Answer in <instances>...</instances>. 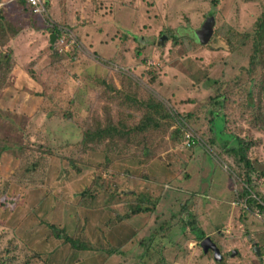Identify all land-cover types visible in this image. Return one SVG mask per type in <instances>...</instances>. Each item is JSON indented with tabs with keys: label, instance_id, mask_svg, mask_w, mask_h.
I'll return each mask as SVG.
<instances>
[{
	"label": "rangeland",
	"instance_id": "obj_1",
	"mask_svg": "<svg viewBox=\"0 0 264 264\" xmlns=\"http://www.w3.org/2000/svg\"><path fill=\"white\" fill-rule=\"evenodd\" d=\"M1 8L18 34L0 49L15 65L0 93V264H263L251 249L257 235H249L254 228L264 233V213L256 217L239 205L243 170L225 152L224 138L218 146L209 142L215 134L210 113L218 112L229 140L255 143L248 153L258 170L252 190L264 199V129L249 123L264 70L248 77L242 68L250 47L233 45L235 35L253 32L262 0H48L49 19L79 43L75 59L61 62L51 57L40 17L13 12L11 3ZM163 34L167 39L160 44ZM110 86L116 94L108 92ZM43 87L52 101L35 94ZM134 92L136 102L154 95L171 112L189 114L194 124L174 121L164 132L149 130L152 159L109 155L102 173L112 193H98L90 186L104 155L80 153L82 121L106 115L109 105L116 119L113 106L123 107V95ZM217 95H223L222 107L214 103ZM131 102L137 122L143 112ZM216 126L218 133L222 121ZM186 130L194 137L189 148ZM38 146L53 151L43 184L14 183L19 147L39 154ZM89 187L93 198L82 197ZM142 195L157 199L152 212L124 218ZM189 215L222 261L202 254L185 226ZM49 226L84 248L55 238ZM140 242L150 246L151 256L138 261L145 251ZM233 250L237 254L230 256Z\"/></svg>",
	"mask_w": 264,
	"mask_h": 264
},
{
	"label": "trees",
	"instance_id": "obj_2",
	"mask_svg": "<svg viewBox=\"0 0 264 264\" xmlns=\"http://www.w3.org/2000/svg\"><path fill=\"white\" fill-rule=\"evenodd\" d=\"M13 6V12H18L20 15L27 16L28 12L32 15L33 11L30 7H28L24 0H15L11 3ZM39 17V16H38ZM41 24L40 29H44L49 34L56 35L55 42L53 45H50L51 57L54 62H61L65 57H69L71 60L75 59V55L79 50V43L76 40V43L71 50L66 53H60L58 45L59 37L64 33L60 24L53 23L49 17L38 19ZM29 25L28 23H25ZM32 27V26H31ZM16 28L13 26L12 19L10 18L8 12L5 11L4 8H0V49L7 46L9 41L17 36ZM213 36V32H212ZM241 37V36H240ZM179 38V37H178ZM177 37L172 38L174 42H176ZM169 39V37H168ZM236 42V43H234ZM233 45L242 46L249 45V55H248V66L242 68L244 73L247 76H257L259 70H264V0H262V13L260 17L254 24V30L252 33L244 34L241 39H239L236 35L234 37ZM228 43H231L228 40ZM50 44V42H49ZM14 61L10 54H6L0 50V93L7 87L10 74L14 68ZM49 90V89H48ZM46 87L42 88V91L37 92L38 97H42L44 101H52V94H48ZM51 91V90H50ZM109 93L116 94V91L111 86L108 88ZM256 100L251 102L250 104L255 105L253 108V114L251 116V121L249 122L252 127H256L257 129H264V81H260V84L257 89ZM128 93L123 95V103L121 100V106H113L115 110H117V118L114 119L113 115H111L110 105L108 106V111H106V115L99 116H86L85 120L82 121L81 125V136H80V153L86 154L95 152H100L104 155L105 165L104 166H96L97 173L94 175L92 186H95L98 193L102 194H110L112 191L110 190L109 184L106 181V178L103 177V171H105L109 164L110 160L108 158L109 155L114 156H129L137 155L144 159H152L154 157V153L148 150V142L145 139L146 134L149 130L153 131H165L166 128H170V124L174 121H177L179 126H182L184 123L190 122V115L186 116L177 115L166 108L163 102L158 100L154 95L149 94L146 100L141 102H136L135 92L134 94ZM108 97H111L108 95ZM215 99V100H214ZM209 98V102L211 104L218 105L219 107L223 106V95H217L216 98ZM214 100V103H213ZM128 101H132L130 103L131 106L137 104L136 107L141 109L143 114L138 119L137 122H134V116L130 113L129 107L127 104ZM112 109V108H111ZM1 111V110H0ZM211 119L209 120L210 125L213 128L211 131L214 134V137L209 139L211 146H218L219 140L224 138L223 147L225 148V152L230 154L234 159L236 165L243 170V173L240 174L239 184L240 191L237 192V199L239 202H244L245 207L244 211L247 213H255L260 212L264 213V199H257L252 190V180L251 176L258 172L254 163L248 156L250 149L255 145L251 140L242 139L240 137H231V140L223 134L224 127V116L219 115L218 112H211ZM222 121V126L219 128V132L216 126V121ZM131 121V123H129ZM167 122L169 124H167ZM194 124L193 122L191 123ZM172 135L176 138V135L179 136L178 129L175 130ZM228 139V140H227ZM19 167L10 177L12 181L20 186L25 187H36L42 185L45 178L46 169L48 166V161L53 155V151L49 148L37 147L36 151L39 154H35L32 147H19ZM133 157V156H132ZM74 166V164L72 163ZM90 187L83 193L82 197L88 196L93 198L90 194ZM114 193V192H113ZM116 194V192L114 193ZM122 194H127L125 191L120 192L118 194L119 197ZM117 195V194H116ZM133 195V194H132ZM157 203V199L151 200L147 196H140L137 198V204L134 207L130 208L128 214L124 215V218H129L131 215L143 213V212H152L153 207ZM142 207V205H144ZM148 205V206H147ZM121 219V218H120ZM188 221L185 222V226L189 227L190 232L196 236V240L201 241L205 238L203 231L195 224V216L189 215L187 216ZM55 238L63 239L65 242L70 243L73 247H78L83 249L84 246L82 244L77 245L76 242L72 241L69 237H67L62 230H59L53 226H49ZM156 231L153 235L157 234ZM150 243V241H149ZM145 242H140V246L144 248V252L141 256H139V260L149 258L150 254V246H145ZM261 256V254H260ZM3 262L5 258L2 257ZM260 259V258H259ZM156 264H164L159 261Z\"/></svg>",
	"mask_w": 264,
	"mask_h": 264
},
{
	"label": "built area",
	"instance_id": "obj_3",
	"mask_svg": "<svg viewBox=\"0 0 264 264\" xmlns=\"http://www.w3.org/2000/svg\"><path fill=\"white\" fill-rule=\"evenodd\" d=\"M15 0H4V2H0V8L3 7L6 4H10L14 2ZM26 5L30 7L33 11V14L36 16H39L40 18H47L49 17L48 14V0H24ZM64 30V33L59 37L58 45L60 46L59 52L60 53H66L69 52V48L73 47L76 43V37L71 32V30L67 28H62ZM57 39V38H56ZM194 144V137L192 133L188 130L184 131V145L189 148ZM238 204V203H236ZM239 205L242 208L245 207L244 202H239ZM260 212H255V216L259 217ZM261 259L264 264V247L261 250Z\"/></svg>",
	"mask_w": 264,
	"mask_h": 264
},
{
	"label": "water",
	"instance_id": "obj_4",
	"mask_svg": "<svg viewBox=\"0 0 264 264\" xmlns=\"http://www.w3.org/2000/svg\"><path fill=\"white\" fill-rule=\"evenodd\" d=\"M56 39V35L54 34H50L49 36V42L50 45H53ZM167 39V36L165 34H163L161 36V38L159 39V43L162 44L164 40ZM199 246L202 250V254L203 255H207V254H212L213 259L215 261H222L223 260V256L220 253L219 248L216 246V244L209 238V237H205L204 239H202L199 243ZM254 250L257 254V256H259V249L257 246L254 247ZM236 255V251L233 250L230 252V256H235Z\"/></svg>",
	"mask_w": 264,
	"mask_h": 264
},
{
	"label": "crops",
	"instance_id": "obj_5",
	"mask_svg": "<svg viewBox=\"0 0 264 264\" xmlns=\"http://www.w3.org/2000/svg\"><path fill=\"white\" fill-rule=\"evenodd\" d=\"M31 86V85H30ZM7 88V87H6ZM34 88H32V90H33ZM32 90H29V91H32ZM4 91V90H3ZM26 91V90H25ZM16 93H18V92H16ZM21 93V92H20ZM33 93V92H32ZM37 93V91H35V94ZM38 97V96H37ZM39 99H40V101L41 102H43V99H42V97H38ZM234 206V205H233ZM252 231V234L251 235H249V236H251V237H255L256 235V237L254 238L255 239V241H253V243H256V244H254L253 246H251V249L252 248H254L255 246H257L258 247V249H259V252H260V254H261V250H262V248L264 247V233H262L261 232V228H254L253 230H251ZM249 236H245L246 238H247V242L248 241H250V240H252V238H250ZM252 243V242H251ZM252 243V244H253ZM255 253V252H254ZM236 254H237V252H236ZM255 255H256V253H255ZM258 259L257 260H259L260 261V259H259V257L260 256H256ZM263 263V262H262Z\"/></svg>",
	"mask_w": 264,
	"mask_h": 264
},
{
	"label": "flooded vegetation",
	"instance_id": "obj_6",
	"mask_svg": "<svg viewBox=\"0 0 264 264\" xmlns=\"http://www.w3.org/2000/svg\"><path fill=\"white\" fill-rule=\"evenodd\" d=\"M252 251H253V253L255 252L254 248H252ZM258 252H259V251H258ZM255 253H256V252H255ZM211 255H212V254H211ZM255 256H257V254H256ZM259 256H260V252H259ZM212 258H213V256H212ZM259 258H261V256H260Z\"/></svg>",
	"mask_w": 264,
	"mask_h": 264
}]
</instances>
